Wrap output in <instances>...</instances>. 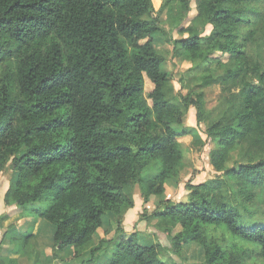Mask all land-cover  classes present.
Returning <instances> with one entry per match:
<instances>
[{
  "label": "trees",
  "instance_id": "16d2710c",
  "mask_svg": "<svg viewBox=\"0 0 264 264\" xmlns=\"http://www.w3.org/2000/svg\"><path fill=\"white\" fill-rule=\"evenodd\" d=\"M153 2L0 0V179L12 176L4 204L49 202L32 211L55 227L51 261L103 249L109 241L90 247L112 214L119 240L103 264H166L161 244L125 236L135 207L128 191L138 186L139 219L157 220L175 253L196 243L205 264L264 262V223L243 222L241 211L264 201V0H196L188 26L191 0H167L172 29L187 34L168 39L174 58L190 64L181 89L200 82L186 95L163 70ZM216 84L225 104L217 117L205 93ZM191 108L206 128L207 140L196 133L195 141L213 144L209 161L220 175L188 182L187 200L173 202L168 189L185 169L180 140L195 134L184 126ZM210 227L258 252L217 241Z\"/></svg>",
  "mask_w": 264,
  "mask_h": 264
},
{
  "label": "rangeland",
  "instance_id": "374dc122",
  "mask_svg": "<svg viewBox=\"0 0 264 264\" xmlns=\"http://www.w3.org/2000/svg\"><path fill=\"white\" fill-rule=\"evenodd\" d=\"M166 2L167 0H154L153 2V17H158L160 19L161 26L164 30V33L155 35V46L166 58V62L163 65V70L170 73L175 92H180L183 95H186L189 90H200V82L190 83L189 90L181 89L179 80L183 75H186L185 72L187 68L190 67V64L180 63L178 59L174 58V45L168 39L179 40L182 37H186L187 34H182L180 32V28L172 29L171 21L169 20L170 16L168 13V8H163ZM191 6L192 10L186 20L183 22V26H188L192 18L197 14L196 0H191ZM211 29V26H206L202 30V36H207ZM1 72L2 68H0V73ZM191 78V75L184 77V82L186 84L189 83ZM152 89L153 84L148 79H146V93L150 92ZM205 93L207 108L208 110L215 109V117H217L225 109L222 88L219 84H216L211 88L205 89ZM184 126L195 128V134L180 140V142H182L181 149L184 155L185 169L180 172L179 176L175 180V183H172L170 186L171 188L168 189V196L171 197L173 202H185L187 200L188 191L186 190V184L188 182L192 181L193 184H199L220 175L213 170L209 161L210 152L214 148L213 144L206 141L205 145H201L195 141L198 138L196 133L199 134L203 140H207V137L204 134L206 130L205 126L198 125L196 123L195 109L191 108L188 111ZM236 154L237 153H235V156ZM151 174H154V172L149 171L146 173V175L149 177L153 176ZM10 176L11 172L6 170L0 179V212H2L4 208L2 203V192L4 188L7 187ZM140 193L141 191L138 186L134 190L130 189L128 191V194L132 197L135 203V207L130 214H134L137 212V210L139 214L134 217L132 223L128 221L129 219H127L125 223V236L128 237L132 233L138 232V234L141 236V244H161L164 249L161 252L160 257L166 264H205V255L201 246L196 243H189L183 245L180 253H175L170 247V242L167 236L162 231H159L161 229L158 227L157 220L153 219L151 222H148L146 220L142 221L139 219L140 214L144 212L142 211L143 201L141 199ZM262 200V198L257 199L250 205L251 214H247L241 210L242 215L244 216L243 222L264 223V201ZM48 205L49 202H37L20 207L19 215L21 216V225L15 228V233L8 234V238L4 242L1 249V255L5 260L4 264H20V261H15L12 263L10 262V258H15L16 256L19 259H27L28 264H61L60 261H51L54 247H49L47 243L51 237V230L54 229L53 224L42 218H39L37 214L32 211L37 208L44 210L48 207ZM108 218L109 217H105L106 225H104L103 229L106 231L105 236L113 237L107 238L106 241L109 242L104 244L103 249L93 256L91 255V252L88 251L89 249H87L85 253L83 252V255L78 259H73L69 255L68 258L63 260V263L67 264L73 259V261L69 264H103L106 260H108L111 257L112 251L119 240L115 235V220L108 221ZM36 224H41V233L38 237H32L31 234L34 231ZM133 226L135 227L134 231L132 230ZM180 229V226H178L174 230V233L180 231ZM208 233L210 237L216 239L217 241L228 243V245L236 244L248 250L258 252V247L252 244L244 243V241L241 242L238 239H234L231 234L222 227H210ZM22 235L24 237H22ZM11 237H15L16 239H11ZM97 244L98 243L96 239L90 248L96 247ZM37 252H40V254L38 255ZM70 252V250L65 251L63 255L66 256V253ZM252 264H264V262L258 258H255Z\"/></svg>",
  "mask_w": 264,
  "mask_h": 264
},
{
  "label": "crops",
  "instance_id": "0c3cea01",
  "mask_svg": "<svg viewBox=\"0 0 264 264\" xmlns=\"http://www.w3.org/2000/svg\"><path fill=\"white\" fill-rule=\"evenodd\" d=\"M11 178H12V176H10V178L8 180L7 187L4 188V190L2 192V194H3L2 203H3L4 208H3V211L0 212V264H4L5 263V260L3 259L2 255H1V253H2L1 249H2V246H3L4 242L8 238L7 237L8 234L9 233H12V234L15 233V231H14L15 228L21 225V216L19 215L20 209H17L16 206H6L4 204V196H5L6 191L9 188ZM132 210L133 209L129 210L127 212V214L125 215V218H124V221H123V224H122V227H123L124 230H125V223H126L127 219H129L128 221H130L132 223V220H134V217H136L139 214L138 210L134 214H130V213H132ZM107 217H109L108 221L115 220V222H116V217L114 215L110 214ZM134 228L135 227L133 226V228H132L133 231L135 230ZM105 229H106V227H105ZM40 233H41V224H36L35 225V229L32 232L31 236L32 237H38L40 235ZM54 233H55V227H54L53 230H51V237H50L49 242H47L48 246L51 247V248L54 247V240H53ZM22 237H24V236L22 235ZM109 237H111V236H109ZM109 237H107V236H105V234L101 233L100 236H98V237L96 236L95 238L97 239V243L99 244L100 241L107 240V238H109ZM12 238L16 239L15 237H11V239ZM3 249H4V247H3ZM37 253H38V255L40 254V252H37ZM67 258H68V256H67ZM15 261L16 262L20 261V264H28L27 259H19L17 256L15 258H10V262L11 263L15 262ZM72 261H73V259L71 261H69V263L72 262ZM60 263L61 264H66V263H63V261H60ZM69 263H67V264H69ZM49 264H53V263H49Z\"/></svg>",
  "mask_w": 264,
  "mask_h": 264
}]
</instances>
